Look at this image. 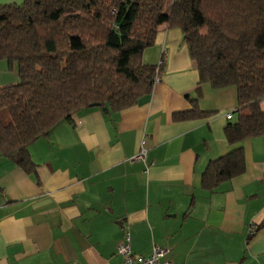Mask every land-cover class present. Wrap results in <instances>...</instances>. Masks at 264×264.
<instances>
[{
  "label": "crops",
  "instance_id": "obj_1",
  "mask_svg": "<svg viewBox=\"0 0 264 264\" xmlns=\"http://www.w3.org/2000/svg\"><path fill=\"white\" fill-rule=\"evenodd\" d=\"M162 58L159 81L133 106L84 108L31 143V171L0 155V264H122L125 231L135 259L157 245L171 264H264V134L242 141L243 173L204 189L207 165L232 147L236 89L200 82L180 30L165 23L142 54ZM18 80L0 60V86Z\"/></svg>",
  "mask_w": 264,
  "mask_h": 264
},
{
  "label": "trees",
  "instance_id": "obj_2",
  "mask_svg": "<svg viewBox=\"0 0 264 264\" xmlns=\"http://www.w3.org/2000/svg\"><path fill=\"white\" fill-rule=\"evenodd\" d=\"M180 30L199 81L233 86L231 149L207 165L204 189L244 172L241 143L264 134V0H23L0 4V60L19 80L0 86V155L31 171L27 147L99 104L133 106L163 65L142 60L161 24ZM205 30V34L202 31Z\"/></svg>",
  "mask_w": 264,
  "mask_h": 264
},
{
  "label": "built area",
  "instance_id": "obj_3",
  "mask_svg": "<svg viewBox=\"0 0 264 264\" xmlns=\"http://www.w3.org/2000/svg\"><path fill=\"white\" fill-rule=\"evenodd\" d=\"M161 64V61L159 62ZM159 81V75H156L153 79V83ZM228 119L231 118V114H226ZM146 154V150L141 147L139 152L133 156V160H143ZM249 234H253V230L249 231ZM116 253L122 258V264H171V261L167 258V249L165 247L154 245L151 253L148 257L142 259H135L132 254L131 246L129 242V233L124 232L123 239L118 243L116 247Z\"/></svg>",
  "mask_w": 264,
  "mask_h": 264
},
{
  "label": "water",
  "instance_id": "obj_4",
  "mask_svg": "<svg viewBox=\"0 0 264 264\" xmlns=\"http://www.w3.org/2000/svg\"><path fill=\"white\" fill-rule=\"evenodd\" d=\"M98 105H99V104L94 103V104H90L89 106L92 107V106H98ZM101 109H102L103 111H105V112L108 111L107 107H102Z\"/></svg>",
  "mask_w": 264,
  "mask_h": 264
},
{
  "label": "rangeland",
  "instance_id": "obj_5",
  "mask_svg": "<svg viewBox=\"0 0 264 264\" xmlns=\"http://www.w3.org/2000/svg\"><path fill=\"white\" fill-rule=\"evenodd\" d=\"M202 34H205V30L202 31ZM261 106L264 107V99L261 101Z\"/></svg>",
  "mask_w": 264,
  "mask_h": 264
}]
</instances>
